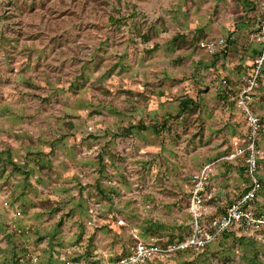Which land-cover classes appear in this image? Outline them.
<instances>
[{
	"label": "rangeland",
	"instance_id": "rangeland-1",
	"mask_svg": "<svg viewBox=\"0 0 264 264\" xmlns=\"http://www.w3.org/2000/svg\"><path fill=\"white\" fill-rule=\"evenodd\" d=\"M262 3L0 0V152L32 171L0 165V264H114L136 242L185 237L211 160L205 218L240 195L247 125L220 81L248 74ZM221 38L234 43L216 59L203 45ZM186 98L198 110L178 117ZM258 149L264 161V133ZM258 176L264 213V162ZM263 229L152 264H264Z\"/></svg>",
	"mask_w": 264,
	"mask_h": 264
},
{
	"label": "built area",
	"instance_id": "built-area-1",
	"mask_svg": "<svg viewBox=\"0 0 264 264\" xmlns=\"http://www.w3.org/2000/svg\"><path fill=\"white\" fill-rule=\"evenodd\" d=\"M263 15L259 20L256 30L253 33V42L260 54L254 60L253 67L248 74L241 76L236 85L234 99L240 113L246 122V133L243 147L237 148V155L240 156L246 166L245 177L248 180L246 192L225 209L222 214L213 218H205L204 195L205 186L212 173V164L205 165L199 175L196 176L191 189L190 213L191 233L182 242L160 246L156 243L139 242L131 251L130 255L118 259L114 264H144L147 261L160 259L178 251L202 250L206 246L221 238L226 232L239 231L249 234L255 229L264 228V213L258 208L259 196L262 191V184L258 176V161L261 160L258 142L264 128L261 124V117L255 112V92L264 76V0L262 3ZM225 46L223 38L210 40L206 44V51L214 54ZM221 86L226 90L227 81H220ZM231 88V87H230ZM36 261V258H34Z\"/></svg>",
	"mask_w": 264,
	"mask_h": 264
},
{
	"label": "trees",
	"instance_id": "trees-1",
	"mask_svg": "<svg viewBox=\"0 0 264 264\" xmlns=\"http://www.w3.org/2000/svg\"><path fill=\"white\" fill-rule=\"evenodd\" d=\"M255 4V3H254ZM263 14V13H262ZM260 20V19H259ZM259 22V21H258ZM258 24V23H257ZM257 24H256V26H257ZM256 26H255V29H254V32H255V30H256ZM225 40V46L223 47V48H221V49H218L217 50V52L216 53H214V54H212V56H213V58H216V59H218L220 56H222L226 51H227V47H228V43L230 44V43H234V41H230V40H226V39H224ZM232 40H234V39H232ZM172 42L175 44V47H176V49H183V48H189V47H191L192 46V42H190V41H188L184 36H175V37H173V39H172ZM206 44L207 43H205L204 45H203V48H206ZM207 52V51H206ZM208 53V52H207ZM251 53H252V60H251V65H250V69L253 67V62H254V60L259 56V54H260V52H259V50H258V48H253V49H251ZM209 54V53H208ZM211 55V54H210ZM222 80H226L227 81V89L225 90L226 92H225V94H226V96L227 97H230V96H232V97H234L235 95H236V92H237V89H236V87H231L230 85V80L228 79V78H226V77H224ZM221 80V81H222ZM260 85L261 84H259V87H260ZM231 87V88H230ZM258 87V88H259ZM258 90V89H257ZM197 110H198V104L193 100V99H189V98H186V99H184V100H182L181 102H180V104H179V106H178V113H177V116L179 117V116H181L182 114H187V115H193V114H195L196 112H197ZM261 124H262V126H263V128H264V119H262L261 118ZM148 127H146L145 125H143V124H137V125H131V126H129V127H125L123 130H122V133H119V136H130V135H133L134 134V132H135V130L137 131V132H142V131H145L146 129H147ZM152 128H154L157 132H159V130L161 129V127H158L157 125H154ZM263 133H261V135H262ZM7 153V158L6 159H3V154H6ZM0 160L2 161L1 163H0V165L1 166H3L4 168H6L7 167V164H10V165H12V166H14V169L15 170H17V171H20V172H23V174H25L26 176H28L32 171L31 170H28V171H25V169H24V167H25V165H19V164H17L16 162H14L13 161V158L11 157V155L7 152V151H5V152H0ZM263 160L261 159V160H259L258 161V170H259V168H261V165L263 164ZM213 163V161L211 160V161H208V162H206L204 165H202L201 166V169L205 166V165H208V164H212ZM246 166H244L241 170H240V172H241V174H245V171H246ZM259 180H260V182H261V184H262V180H261V178L259 177ZM245 182H247V184H246V186H245V188H244V190H243V192L240 194V195H238V196H236L234 199H232L231 200V202L229 203V204H227V205H225L223 208H220V209H218V212H217V214H215V215H218V214H222V213H224L225 212V209L227 208V207H229L235 200H237L244 192H246V190L248 189L247 188V186H248V180L246 179V177H245ZM215 215H213V216H211V217H208V218H213V217H215ZM263 232H264V229H263ZM191 233V232H190ZM189 233V234H190ZM231 235H233L231 232H226V233H224L222 236H221V239L222 240H225V239H227L229 236H231ZM186 237V236H185ZM184 236H178V237H171L170 239H168L167 241H158L156 244H158V245H160V246H166V245H168V244H173V243H179V242H182L183 240H184V238H185ZM43 239V237L41 238V240ZM239 239L240 240H243L244 239V237L243 236H240L239 237ZM249 245H251V246H253V242H249L248 243ZM138 245V243L136 242L135 243V245H133V247L131 248V250H129L127 253H125V256L124 257H126V256H128V255H130V253H131V251L136 247ZM209 245L208 246H206L205 248H204V250H196V251H205V250H209ZM189 251H194V250H185V251H178V252H176V253H187V252H189ZM120 258H122V256L120 257ZM120 258H118V259H120ZM117 259V260H118ZM158 259V258H157ZM157 259H154V260H150V261H147L146 263H144V264H152L153 263V261H155V260H157ZM16 263L17 264H19L17 261H16ZM255 264V263H254Z\"/></svg>",
	"mask_w": 264,
	"mask_h": 264
}]
</instances>
